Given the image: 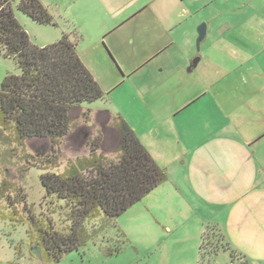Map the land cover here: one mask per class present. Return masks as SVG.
<instances>
[{"label": "crops", "instance_id": "0c3cea01", "mask_svg": "<svg viewBox=\"0 0 264 264\" xmlns=\"http://www.w3.org/2000/svg\"><path fill=\"white\" fill-rule=\"evenodd\" d=\"M69 1L78 54L106 93L71 112L101 102L168 173L133 205L137 233L186 232L197 264L216 225L230 253L264 264V0Z\"/></svg>", "mask_w": 264, "mask_h": 264}, {"label": "trees", "instance_id": "16d2710c", "mask_svg": "<svg viewBox=\"0 0 264 264\" xmlns=\"http://www.w3.org/2000/svg\"><path fill=\"white\" fill-rule=\"evenodd\" d=\"M16 8L38 24H57L41 0H19ZM0 56L14 59L21 70V74L7 73L2 81L0 125L14 131L21 147L27 139H49L52 143L50 162L57 167L60 144L73 127L71 109L103 99L105 91L80 58L71 34L63 33L58 41L46 46L32 43L16 17L12 0H0ZM101 114H106V121L119 131L121 140L116 158L100 152L103 135L98 134L91 142L89 156L69 161L62 173L47 171L40 176L47 196L65 200L71 221L69 232L56 230L50 220L46 225L37 219L22 189L12 197L11 183L0 184V201L8 202L14 222L25 221L17 217L15 207L22 204L26 220L37 232L40 247L56 262L64 254L78 250L169 178L167 170L157 163L134 128L120 114L112 115L108 111ZM90 115V110L84 113L86 122L90 121ZM97 219L102 225L89 230L87 222ZM204 233L198 264L206 262L202 257ZM28 234L32 239L30 228ZM121 250L120 247L110 248L106 253L112 256ZM219 251H214L208 261ZM234 252H231L233 259Z\"/></svg>", "mask_w": 264, "mask_h": 264}, {"label": "rangeland", "instance_id": "374dc122", "mask_svg": "<svg viewBox=\"0 0 264 264\" xmlns=\"http://www.w3.org/2000/svg\"><path fill=\"white\" fill-rule=\"evenodd\" d=\"M12 1L20 23L28 32L32 43L38 46L54 43L62 37L63 33L70 34L74 31L75 27L69 15V0H48L52 4L51 8L48 6V9L55 18L56 26H45L34 22L26 14L17 10L19 0ZM9 72L21 74L14 59L0 56V89L4 77ZM129 95V88H126L125 96ZM91 109L97 114L91 112L89 122H86L84 118V113L88 110L76 109L71 112L73 127L60 144L57 167L50 162L52 143L49 139H27L21 147L16 142L14 131L4 129L0 125V184L4 181L11 183L12 197H15L17 191L22 189L37 219L46 225L50 220L54 228L62 233L69 232L71 225L68 217L69 209L65 200L46 195L40 180L41 174L47 171L62 173L69 161L77 157L89 156L91 142L98 134L103 135L100 152L109 158L117 156L118 146L108 131V126L112 124L106 121V114H101L104 110L102 103L92 105ZM7 205L8 202L5 199L0 201V264H192L194 249L186 238L187 233L163 232L158 235L150 234V232L137 233L139 231L134 223L136 210H133L135 206L90 238L78 250L64 254L56 262L50 260L45 250L40 247L37 232L26 220L27 213L24 212L22 204H16L15 207L17 217L25 220L23 223L14 222ZM135 205L138 207L139 204ZM101 225L100 219L87 222V228L91 231ZM29 228L32 239L28 234ZM119 247L122 248L120 253L107 255V249ZM229 248L219 227L209 225L203 240L202 257L206 261L204 264H231L233 259ZM216 250L220 251L208 261ZM233 255L236 264H251L240 254L234 252Z\"/></svg>", "mask_w": 264, "mask_h": 264}, {"label": "water", "instance_id": "95a60500", "mask_svg": "<svg viewBox=\"0 0 264 264\" xmlns=\"http://www.w3.org/2000/svg\"><path fill=\"white\" fill-rule=\"evenodd\" d=\"M198 33H199L198 42H201L206 37V24L205 23H202L200 25V27L198 29Z\"/></svg>", "mask_w": 264, "mask_h": 264}]
</instances>
